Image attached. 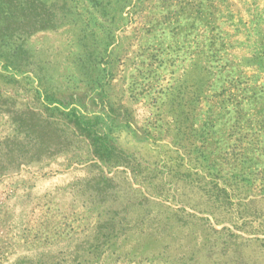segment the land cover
Segmentation results:
<instances>
[{
	"label": "rangeland",
	"instance_id": "374dc122",
	"mask_svg": "<svg viewBox=\"0 0 264 264\" xmlns=\"http://www.w3.org/2000/svg\"><path fill=\"white\" fill-rule=\"evenodd\" d=\"M0 264H264V0H0Z\"/></svg>",
	"mask_w": 264,
	"mask_h": 264
}]
</instances>
